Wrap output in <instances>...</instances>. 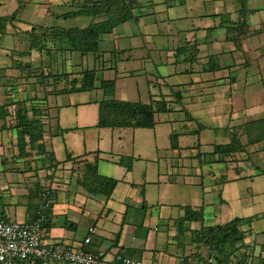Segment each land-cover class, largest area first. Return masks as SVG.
<instances>
[{"label":"crops","instance_id":"crops-1","mask_svg":"<svg viewBox=\"0 0 264 264\" xmlns=\"http://www.w3.org/2000/svg\"><path fill=\"white\" fill-rule=\"evenodd\" d=\"M62 1L71 4L65 13L48 9L49 0H0V219L37 220L47 191L46 244L84 247L101 254L96 264H125L126 258L198 264L209 254L225 255L203 243V230L239 218L242 239L226 255L237 264H264V143L249 145L243 130L264 117V66L252 67L264 56L255 39L264 27V0H136V19L102 36L119 45L83 55L93 63L85 68L106 74L91 90L57 93L77 75L43 89L26 73L36 76L44 59L31 48L32 31L71 28L51 19L83 3ZM152 17L153 25L143 22ZM75 18L82 28L100 20ZM131 21L143 22L144 30H134ZM126 27L146 41L132 44ZM110 80L115 88L107 94L102 84ZM29 91L34 95L27 100ZM109 98L154 101L155 109L142 123L100 127V102ZM40 102L44 138L23 145L21 122ZM233 134L246 149L215 153ZM95 160L100 175L118 181L110 197L81 184L86 164Z\"/></svg>","mask_w":264,"mask_h":264},{"label":"trees","instance_id":"trees-1","mask_svg":"<svg viewBox=\"0 0 264 264\" xmlns=\"http://www.w3.org/2000/svg\"><path fill=\"white\" fill-rule=\"evenodd\" d=\"M136 2V0H85L80 7L68 11L64 17L86 15L92 16L95 19L100 18V20H94L90 25L83 28L56 26L51 28L50 31L44 30L37 33L32 31L31 48L38 51L47 49V52H49L47 45L51 41L59 49L65 45L67 46V50L80 52L82 56L90 53L95 55L102 53L100 49L102 36L113 32L118 25L136 19ZM98 71L97 68H85L80 75L70 81V88H67L68 85L66 88L57 89L56 92L91 90L99 79ZM102 86L107 94H112L115 88V80L103 81ZM153 105H155L154 101L150 104H142L111 98L102 100L100 102L98 126H132L133 121L142 123L144 122L143 117L153 114V110L155 109ZM24 116V120L21 122L23 128L20 141L25 145L26 139H29V143L27 142V144L34 146V144H37V142L44 138V121L37 108H35L32 115L25 114ZM243 130L248 136L249 145L263 141L264 117L246 123ZM247 145L241 143L238 134H233L230 143L216 146L215 153L220 155L233 154L244 151ZM97 161L95 160L92 163L86 164L81 184L91 193L110 197L118 181L100 175L98 173ZM240 220L237 218L224 225L206 228L201 233L203 243L209 245L210 248L216 250L220 255L222 253V255L225 254L224 256L215 255L220 263L230 264L232 261V255H226L227 251L225 249L229 245L235 246L242 239V232L239 229Z\"/></svg>","mask_w":264,"mask_h":264},{"label":"built area","instance_id":"built-area-1","mask_svg":"<svg viewBox=\"0 0 264 264\" xmlns=\"http://www.w3.org/2000/svg\"><path fill=\"white\" fill-rule=\"evenodd\" d=\"M44 201L41 213L37 220L27 222L19 220L0 219V264H28L35 260L46 264L49 261H58L64 264H96L99 256L84 247H76L66 243H50L43 241L44 222L47 219V210L50 207L49 192L41 193ZM90 233L94 227L89 228ZM91 235L85 238V244L91 241ZM125 264H143L126 258ZM233 259L230 264H237ZM181 264H187L183 262ZM197 264V263H196ZM198 264L220 263L214 254H209Z\"/></svg>","mask_w":264,"mask_h":264},{"label":"rangeland","instance_id":"rangeland-1","mask_svg":"<svg viewBox=\"0 0 264 264\" xmlns=\"http://www.w3.org/2000/svg\"><path fill=\"white\" fill-rule=\"evenodd\" d=\"M53 5H50V7H48V9L53 10L54 12V8L56 6H59L62 11L61 13H65L68 8H70L69 6L71 5L69 2L65 1L69 6H65L62 5L64 3H62V0H49ZM81 2H83V0H81ZM49 5V4H48ZM50 10V12H51ZM262 15H264V11L262 12ZM57 18V17H56ZM234 19H238L236 17H234ZM242 19V18H241ZM52 24H56L59 26H65V27H81V25L79 23H77V18L75 17H68V18H64V17H60L57 19H51ZM262 21L264 22V17H262ZM143 22H145L146 24L153 25L155 23V18H148L147 20H143ZM140 23L137 24L135 21H131L129 22L131 27L134 28V30L139 31V29L144 30V24ZM237 25V24H236ZM157 29V28H156ZM124 33L127 34L130 38H131V43L134 45H138V44H142L144 43L146 40L144 38H142L140 35L136 36L135 38H132V32L128 31V28H124ZM257 40H259L261 42V45L264 46V27L263 29H259V32L256 33V38ZM124 42L128 43L130 42L129 39H123ZM103 49H112L114 47H111L109 45H119V41L118 40H108L104 38V40L101 41L100 44ZM108 46V48H105L104 46ZM230 45H233L232 43ZM49 48V52H47L48 50H43L42 53L44 54L43 56V60L40 66H37L35 69V73H37L36 76L32 75L33 71L27 72V79H33L32 77H36V79L38 78L37 82H39V84L42 86V88L44 89V87H46L47 85H51V86H59V85H64L66 82H64L65 77H70L71 75H80L81 72L85 69L86 64L88 63V65H92L93 63L90 62V59H88L87 57L84 58L80 52H76V51H70L67 50V46L63 45V48L61 47L60 49L58 48L57 45H54L52 43H49L47 45ZM261 52L264 54V48L260 49ZM49 53H52L53 56L51 58H49ZM51 54V55H52ZM92 57V56H91ZM109 64V62H107ZM253 68L256 67V65L258 63L262 64L264 66V56H262L259 59L253 60ZM74 68L75 70L77 69V71H75L74 73H65V71H68L70 69ZM106 74V72H104V70H100L98 71V76H104ZM114 74V73H113ZM58 75V76H56ZM58 77V78H55ZM113 77V76H112ZM60 78V79H59ZM130 81V80H127ZM36 82V83H37ZM29 87V86H28ZM153 89H155V87H153ZM23 91H28L27 88H25ZM43 92V90H42ZM166 91L164 90V92L162 93V96H160L159 98H163L165 95ZM27 100H29L34 94L30 93L27 94ZM43 95V94H42ZM33 98V97H32ZM167 100H171L172 98L170 96H166L165 97ZM37 100H43L42 99H37ZM39 104H41L42 108H38V111H40L41 114H43V106L45 105V103L40 102ZM177 103L175 102V105ZM252 119H250L249 121H251ZM264 143V142H259ZM251 157H253V154L251 155ZM229 158V157H228ZM235 158V157H233ZM238 158H240V156H238ZM254 158V157H253ZM251 158L250 160H245L244 163H242L244 165V169H247L248 167H251ZM229 163H234L237 161H231L228 160ZM240 164V165H242ZM232 166V165H230ZM236 167V166H235Z\"/></svg>","mask_w":264,"mask_h":264}]
</instances>
